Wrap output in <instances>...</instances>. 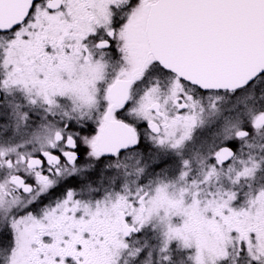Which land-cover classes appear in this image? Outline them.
Returning a JSON list of instances; mask_svg holds the SVG:
<instances>
[{
    "label": "snow or ice",
    "instance_id": "snow-or-ice-1",
    "mask_svg": "<svg viewBox=\"0 0 264 264\" xmlns=\"http://www.w3.org/2000/svg\"><path fill=\"white\" fill-rule=\"evenodd\" d=\"M0 264H264V0H0Z\"/></svg>",
    "mask_w": 264,
    "mask_h": 264
}]
</instances>
